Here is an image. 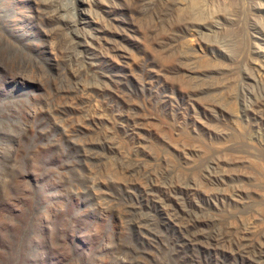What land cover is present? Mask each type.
Segmentation results:
<instances>
[{"label":"rangeland","instance_id":"374dc122","mask_svg":"<svg viewBox=\"0 0 264 264\" xmlns=\"http://www.w3.org/2000/svg\"><path fill=\"white\" fill-rule=\"evenodd\" d=\"M0 264H264V0H0Z\"/></svg>","mask_w":264,"mask_h":264},{"label":"bare ground","instance_id":"6f19581e","mask_svg":"<svg viewBox=\"0 0 264 264\" xmlns=\"http://www.w3.org/2000/svg\"><path fill=\"white\" fill-rule=\"evenodd\" d=\"M212 19H213V18H211V20H212ZM214 19H215V17H214ZM211 20H210V21H211ZM212 21H213V22H212V26H215L216 28L219 27V26L216 24V21H215V20H212Z\"/></svg>","mask_w":264,"mask_h":264}]
</instances>
